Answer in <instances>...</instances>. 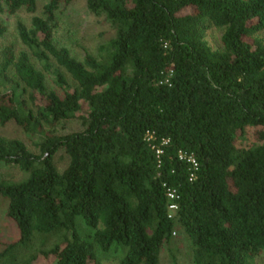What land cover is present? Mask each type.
Listing matches in <instances>:
<instances>
[{
	"label": "trees",
	"instance_id": "obj_1",
	"mask_svg": "<svg viewBox=\"0 0 264 264\" xmlns=\"http://www.w3.org/2000/svg\"><path fill=\"white\" fill-rule=\"evenodd\" d=\"M41 1L0 0L31 15L17 23L23 48L2 45L0 23V126L36 147L0 134V166L23 173L0 177V217L19 231L0 240V264H104L113 250L161 264L178 229L188 264H262L264 0H86L113 35L81 59L56 41L75 0ZM73 119L84 128L57 133Z\"/></svg>",
	"mask_w": 264,
	"mask_h": 264
},
{
	"label": "rangeland",
	"instance_id": "obj_2",
	"mask_svg": "<svg viewBox=\"0 0 264 264\" xmlns=\"http://www.w3.org/2000/svg\"><path fill=\"white\" fill-rule=\"evenodd\" d=\"M46 0H42V6ZM22 20L27 23L31 20V15L25 12L16 14H9L6 10L0 9V23L7 26L8 31L6 38L3 40L2 45L5 43H14L18 48H23L17 33V23ZM58 27L56 32V41L62 46L68 47L72 53L78 58H83L86 51L93 54L97 52L98 47L105 43L112 35L113 29L108 25L99 22L90 15L86 0H75L58 18ZM221 35L220 30H210L209 40L214 49L221 48ZM258 37L264 40V31L258 34ZM84 124L80 119H73L62 122L58 125L56 131L59 134H66L73 131L81 130ZM0 134L12 138H20L24 140L33 151L36 150L34 140H32L22 128L15 123H10L5 127L0 126ZM257 134L255 131H250L245 137L239 139L241 146H248L254 143ZM58 163L60 167H64L67 163V156L60 152L58 155ZM23 173L18 167L14 166H0V177L10 179H20ZM78 229L82 235L91 232L83 218H78ZM19 238V231L17 226L10 219L0 217V240L4 242H13ZM104 264H121L120 251H110L105 253ZM172 257H176L178 264H188V243L181 230H176L173 242L165 246L161 253V264H171ZM40 262L45 264L47 261L41 259ZM264 264V260L262 262Z\"/></svg>",
	"mask_w": 264,
	"mask_h": 264
},
{
	"label": "built area",
	"instance_id": "obj_3",
	"mask_svg": "<svg viewBox=\"0 0 264 264\" xmlns=\"http://www.w3.org/2000/svg\"><path fill=\"white\" fill-rule=\"evenodd\" d=\"M159 152L160 151H158V153ZM180 158L187 159L190 163H192L194 168H197L198 163H197L195 157L192 154H187V153H184V152H180ZM168 196L170 197V199L172 201L171 204L169 205V209H170L171 215H173L174 214L173 212L178 208V204L176 202H174V199H176L178 197V195L176 194L175 190H168Z\"/></svg>",
	"mask_w": 264,
	"mask_h": 264
}]
</instances>
